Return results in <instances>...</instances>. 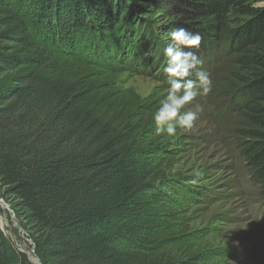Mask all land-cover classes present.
Segmentation results:
<instances>
[{"label":"trees","instance_id":"1","mask_svg":"<svg viewBox=\"0 0 264 264\" xmlns=\"http://www.w3.org/2000/svg\"><path fill=\"white\" fill-rule=\"evenodd\" d=\"M33 1L24 12L23 0H0V187L28 213L38 264H195L200 252L179 242L189 232L158 205L183 176L147 154L157 110L86 44V18L105 25L114 1ZM152 1L185 74L214 64L236 80L232 110L249 124L238 155L264 192V0ZM0 264H35L1 227Z\"/></svg>","mask_w":264,"mask_h":264},{"label":"rangeland","instance_id":"2","mask_svg":"<svg viewBox=\"0 0 264 264\" xmlns=\"http://www.w3.org/2000/svg\"><path fill=\"white\" fill-rule=\"evenodd\" d=\"M113 1L114 7L105 10V25L86 18L92 35L86 44L99 50L118 86L133 90L146 109L157 110L159 128L146 134L144 144L148 155L172 161L183 176L167 188L168 202L158 204L173 214L171 225L189 232L179 241L181 251H199L195 264H264V192L248 182L245 161L238 155L249 124L232 110L240 102L230 91L236 80L221 65L212 72L214 64L185 74L175 56L180 50L165 30V9L152 0ZM23 2L19 9L24 12L39 6L37 1ZM38 20L35 15L33 22ZM68 42L76 44L72 36ZM229 112L233 117L227 122ZM0 199L9 207L12 225L1 227L5 236L38 264L23 228L29 224L28 213L8 189L0 187Z\"/></svg>","mask_w":264,"mask_h":264},{"label":"bare ground","instance_id":"3","mask_svg":"<svg viewBox=\"0 0 264 264\" xmlns=\"http://www.w3.org/2000/svg\"><path fill=\"white\" fill-rule=\"evenodd\" d=\"M8 210L9 207L7 206V204L0 199V227L2 228H12L9 217L6 215Z\"/></svg>","mask_w":264,"mask_h":264},{"label":"water","instance_id":"4","mask_svg":"<svg viewBox=\"0 0 264 264\" xmlns=\"http://www.w3.org/2000/svg\"><path fill=\"white\" fill-rule=\"evenodd\" d=\"M37 261H38V259H37Z\"/></svg>","mask_w":264,"mask_h":264}]
</instances>
